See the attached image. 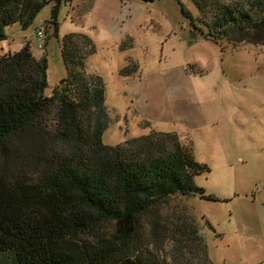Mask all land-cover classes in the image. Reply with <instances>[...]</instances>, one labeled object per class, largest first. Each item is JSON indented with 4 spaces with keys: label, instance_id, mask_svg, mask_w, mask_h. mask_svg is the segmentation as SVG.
<instances>
[{
    "label": "trees",
    "instance_id": "obj_1",
    "mask_svg": "<svg viewBox=\"0 0 264 264\" xmlns=\"http://www.w3.org/2000/svg\"><path fill=\"white\" fill-rule=\"evenodd\" d=\"M50 1L0 0V40L8 25L29 27ZM55 1L47 23L57 33ZM177 1L206 39L264 45V0H192L197 16ZM60 49L66 82L49 95L46 56L28 44L0 55V148L15 139L25 147L15 171L0 174L3 264H214L193 218L163 215L173 195L216 200L194 181L207 166L174 132L104 144V83L85 72L94 43L70 32Z\"/></svg>",
    "mask_w": 264,
    "mask_h": 264
},
{
    "label": "rangeland",
    "instance_id": "obj_2",
    "mask_svg": "<svg viewBox=\"0 0 264 264\" xmlns=\"http://www.w3.org/2000/svg\"><path fill=\"white\" fill-rule=\"evenodd\" d=\"M181 1L197 16L192 0ZM55 2L27 28L6 26L0 55L28 44L36 58L46 56L49 95L66 82L62 37L88 35L95 51L85 72L99 75L105 89L103 143L176 133L207 166L194 181L216 200L173 195L164 217L193 218L214 264H264V45L206 39L177 0H62L56 33L47 23ZM24 149L21 139L0 148V174L15 171ZM8 261L0 253V264Z\"/></svg>",
    "mask_w": 264,
    "mask_h": 264
},
{
    "label": "built area",
    "instance_id": "obj_3",
    "mask_svg": "<svg viewBox=\"0 0 264 264\" xmlns=\"http://www.w3.org/2000/svg\"><path fill=\"white\" fill-rule=\"evenodd\" d=\"M37 36H38L39 38H41V37H42V32H41V31H38ZM39 47H42V45L39 44Z\"/></svg>",
    "mask_w": 264,
    "mask_h": 264
},
{
    "label": "water",
    "instance_id": "obj_4",
    "mask_svg": "<svg viewBox=\"0 0 264 264\" xmlns=\"http://www.w3.org/2000/svg\"><path fill=\"white\" fill-rule=\"evenodd\" d=\"M61 82H63V80H61Z\"/></svg>",
    "mask_w": 264,
    "mask_h": 264
}]
</instances>
